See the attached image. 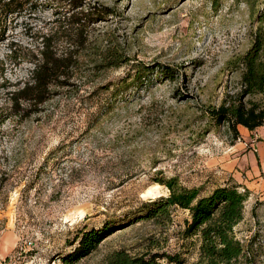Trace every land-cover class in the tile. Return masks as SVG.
Segmentation results:
<instances>
[{"label":"rangeland","instance_id":"rangeland-1","mask_svg":"<svg viewBox=\"0 0 264 264\" xmlns=\"http://www.w3.org/2000/svg\"><path fill=\"white\" fill-rule=\"evenodd\" d=\"M19 2L18 11L0 13V264H69L62 256L80 230L107 221L117 230L74 264H105L121 249L178 251L188 211L178 209L167 226L134 222L142 202L169 194L156 175L206 194L246 186L251 165L264 172L262 132L247 135L238 125L236 133L207 112L264 101L244 94L238 65L257 28L264 32V0H85V8L113 10L88 27L91 56H80L71 85L53 88L41 104L14 107L12 92L28 81L40 36L63 11L82 9L72 0ZM108 46L121 55L117 67L94 62ZM166 65L174 78L162 73ZM252 188L235 229L250 248L239 264H264V181ZM186 258L192 264L196 250Z\"/></svg>","mask_w":264,"mask_h":264},{"label":"trees","instance_id":"trees-1","mask_svg":"<svg viewBox=\"0 0 264 264\" xmlns=\"http://www.w3.org/2000/svg\"><path fill=\"white\" fill-rule=\"evenodd\" d=\"M0 1L3 2L0 13H13L23 5L19 0ZM83 1L85 0H72V5L82 9L69 15L63 11V20L58 19L56 26L40 36V56L33 61L31 75L28 81L12 92L14 107H18L22 101H28L30 105L41 104L47 100L53 88L71 85L70 80L80 70V56H91L86 48L89 41L88 27L113 10L93 6L85 8ZM260 20L264 22V14ZM4 31V27L0 25V42L4 40ZM254 36L250 49L239 58L238 65L242 67L244 94L264 98L262 26L257 28ZM60 42L62 48H58ZM14 52L15 50L12 54ZM119 59L121 55L118 50L108 46L96 53L94 62L98 66L117 67L121 64ZM161 71L168 78L175 77V70L169 65L162 66ZM207 112L216 123L228 121L236 133L238 125L251 131L264 125V101H240L234 105L223 103L218 108H209ZM3 121L4 117L0 113V126ZM154 181L166 187L169 194L142 202L134 222L153 221L160 226H167L173 221L178 209L188 211L189 218L177 234L181 241L180 250L130 254L121 249L110 254L105 264H185L187 254L193 250H196L197 258L192 264H239L243 257H247L250 253L249 243L238 238L235 231L236 226L244 220L246 203L251 196L247 187L226 184L203 194V187L186 186L177 176L159 174L154 177ZM116 230L117 224L113 221H107L101 228H83L77 234V246L71 253L62 256L64 262L74 264L89 256Z\"/></svg>","mask_w":264,"mask_h":264},{"label":"crops","instance_id":"crops-1","mask_svg":"<svg viewBox=\"0 0 264 264\" xmlns=\"http://www.w3.org/2000/svg\"><path fill=\"white\" fill-rule=\"evenodd\" d=\"M262 127H264V126H260L257 129H255L254 131H251V130H249L248 128L245 127L246 128L245 134L250 135L251 133H256L257 131L260 132V134H261V132H262V134L260 135L261 140H260V144L258 146L257 151H258V155L260 154L262 156V158H261V156L259 157L258 163L260 162L261 164L264 165V142L262 141L263 138H264L263 137L264 131H260V128H262ZM257 167H259V166L253 167L251 165V176H249V178L247 179V183H246L247 185L245 186L250 191L253 189L252 188V185H257V186L263 185V181H264L263 175H264V172H260L259 168H257ZM250 179H251V181H248Z\"/></svg>","mask_w":264,"mask_h":264}]
</instances>
